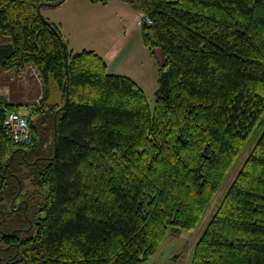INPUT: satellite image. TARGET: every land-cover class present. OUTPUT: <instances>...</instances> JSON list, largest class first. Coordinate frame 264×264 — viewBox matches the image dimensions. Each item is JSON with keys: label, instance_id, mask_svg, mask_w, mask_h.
<instances>
[{"label": "trees", "instance_id": "1", "mask_svg": "<svg viewBox=\"0 0 264 264\" xmlns=\"http://www.w3.org/2000/svg\"><path fill=\"white\" fill-rule=\"evenodd\" d=\"M65 1L0 0V68L63 94L26 148L5 128L22 105L0 97V264H144L170 227L197 228L256 132L192 264H264V0H132L163 56L154 110L41 14Z\"/></svg>", "mask_w": 264, "mask_h": 264}, {"label": "rangeland", "instance_id": "2", "mask_svg": "<svg viewBox=\"0 0 264 264\" xmlns=\"http://www.w3.org/2000/svg\"><path fill=\"white\" fill-rule=\"evenodd\" d=\"M69 1L71 3L74 1L79 2V0ZM125 1L93 4L94 6L92 8H89V6L83 7L77 3L73 7V10L81 16L80 21L76 22L77 25L73 28H66V36L67 39L72 38L77 43L83 44L89 49L97 50L96 53L102 56L108 50L113 49L117 41L124 35L127 40L124 48L122 47L123 44H121L115 57L107 60L108 72L123 74L136 80L143 88L149 104L154 110L157 91L160 86L159 79L161 76L163 56L159 49H156L154 53L145 45L143 33L146 26L137 25L139 10L137 11V6L135 9L132 0ZM65 5H68V3ZM63 9L61 7L42 8L41 14L44 16L53 13L57 18H62L64 13ZM62 33H64L63 30ZM63 36L66 39L65 34ZM2 41L3 38L0 36V44ZM44 86L45 91L50 92L51 103L57 102L60 104L63 94L60 93L56 82L51 81L48 85L44 83ZM36 89H39V87L28 86L24 90L25 95L29 94L28 98L30 102L35 100L32 98H34ZM6 91L7 89H4V92ZM42 98L39 99L40 102L37 106L30 107L31 109L24 112L28 113L31 121L35 125L39 120L37 111ZM259 134L260 132H256L251 136L197 228L189 231L170 227L165 240L161 243L156 253L144 264H192L197 243L203 236L208 224L215 215L218 207L222 204L242 166L251 154L253 145L257 141ZM39 140L40 138H38ZM26 189H35V187L29 185Z\"/></svg>", "mask_w": 264, "mask_h": 264}, {"label": "crops", "instance_id": "3", "mask_svg": "<svg viewBox=\"0 0 264 264\" xmlns=\"http://www.w3.org/2000/svg\"><path fill=\"white\" fill-rule=\"evenodd\" d=\"M68 1L69 0H66L63 4L56 7V8H59V7L64 8L63 9L64 13H63L62 18H57L56 16H54L53 13H50V14L44 15V16L47 19H49L50 21L60 25L61 29L64 32L63 34H65L66 39L65 38L64 39L67 42L69 49H71L75 52L81 51L83 49L94 50V49H89L88 47H86L83 44L77 43L72 38L67 39L66 28H73L75 25H77L76 22L80 21L81 16H79L73 10V7L77 3L83 7L89 6V8H92L94 6L93 4H98V3H92L89 0H79V2L74 1L72 3L70 1L69 2ZM115 1L126 2L125 0H114V1H111L110 3L115 2ZM67 3H68V5H65ZM133 6L136 9V6L135 5H133ZM46 8H52V7H46ZM53 8H55V7H53ZM119 8H122V7H119ZM137 11H138V7H137ZM126 42H127V40L124 37V35L121 36V39H119L117 41V43L115 44L113 49L108 50L104 54L102 53L103 54L102 56L106 59V61L109 60V58H114L115 54L117 53V50H119V48L121 47V44H123L122 47L124 48ZM94 51L97 52V50H94ZM107 63H108V61H107ZM109 73H111V72H109ZM113 74H118V73H113ZM51 81H53V79H50L49 82H51ZM28 86L39 87V89H36V91L34 92V98H32L35 100H32L31 102L28 98L29 94H27V95L24 94V90ZM0 88L7 89L6 92L0 94L1 99L4 100L6 103H9V104L22 105L21 108L19 109V111H21L23 113L26 112V110L31 109L30 107L37 106L40 102L39 99H41L43 96H46L44 81L41 78V76L39 75L37 68L35 66H32V65H29L21 74H19L16 70L3 71L0 68ZM58 88H59V86H58ZM59 90H60V93L62 94V91L60 88H59ZM62 98H63V95H62ZM50 99H51V97H50V92H49V95L47 97V104H51V105H57L58 104L57 102L51 103Z\"/></svg>", "mask_w": 264, "mask_h": 264}, {"label": "built area", "instance_id": "4", "mask_svg": "<svg viewBox=\"0 0 264 264\" xmlns=\"http://www.w3.org/2000/svg\"><path fill=\"white\" fill-rule=\"evenodd\" d=\"M138 26H150L153 25L151 17L146 15L143 10L138 11ZM4 93V89L0 88V94ZM31 117L28 113L21 111H11L5 122V128L8 136L12 141L20 147H28L33 139V132L30 125Z\"/></svg>", "mask_w": 264, "mask_h": 264}, {"label": "water", "instance_id": "5", "mask_svg": "<svg viewBox=\"0 0 264 264\" xmlns=\"http://www.w3.org/2000/svg\"><path fill=\"white\" fill-rule=\"evenodd\" d=\"M67 96H68V93H67ZM67 101V100H66ZM66 104V103H65Z\"/></svg>", "mask_w": 264, "mask_h": 264}]
</instances>
